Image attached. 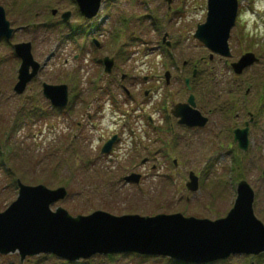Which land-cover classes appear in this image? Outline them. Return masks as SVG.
Here are the masks:
<instances>
[{"label":"rangeland","instance_id":"1","mask_svg":"<svg viewBox=\"0 0 264 264\" xmlns=\"http://www.w3.org/2000/svg\"><path fill=\"white\" fill-rule=\"evenodd\" d=\"M0 4L15 29L13 39H0V211L16 199L14 180L20 179L65 187L66 198L52 208L62 206L74 216L102 210L216 220L233 208L244 180L264 223V0H239L227 59L193 36L207 19V0H173L171 9L165 0H105L91 19L74 0ZM54 9L70 11V22H60ZM18 42H30L34 59L43 64L21 95L13 92L21 64L14 51ZM249 51L258 60L233 71L231 63ZM105 57L114 59L109 75ZM42 83L68 85L64 109L43 96ZM190 94L209 118L203 128H188L171 114ZM236 129L248 133L235 136ZM114 135L118 141L102 153ZM239 139L248 141L247 151ZM190 172L199 180L194 192L187 189ZM131 173L142 175L139 184H125ZM251 255L214 264H264V253ZM20 260L18 252L0 254V264H173L134 254Z\"/></svg>","mask_w":264,"mask_h":264},{"label":"water","instance_id":"2","mask_svg":"<svg viewBox=\"0 0 264 264\" xmlns=\"http://www.w3.org/2000/svg\"><path fill=\"white\" fill-rule=\"evenodd\" d=\"M75 1L85 8L84 15L91 18L97 14L102 0ZM166 1L170 4L172 0ZM207 6V19L197 26L194 37L212 52L229 58L232 54L228 41L235 24L238 0H208ZM69 16V12L64 13L63 20L67 21ZM13 33L14 29L0 4V39L10 40ZM14 51L21 64L13 91L21 95L43 64L34 59L30 42L16 43ZM256 60L254 53L247 52L231 66L241 73ZM104 65L105 71L110 73L114 59L105 57ZM165 76L168 83L170 72H166ZM186 85L189 89V79ZM42 93L56 107H65L68 103L66 84L43 83ZM171 114L179 124L188 127H204L208 121V117L196 109L193 95H190L187 103L174 105ZM239 131L248 133V129H236L235 136ZM116 140V135L109 139L103 145L102 153L108 154ZM239 140L244 151H247L248 141ZM146 161L144 159L142 163ZM189 176L191 181L187 183V189L197 191L198 177L194 172H190ZM140 178L139 173H131L123 180L126 183H139ZM17 184L16 199L0 212V254L18 252L21 261L27 256L41 253L69 261L96 254L137 253L169 257L188 264H208L236 254L258 255L264 252V223L254 213V192L244 180L238 184V196L233 208L226 217L216 220L186 217L180 213L115 216L102 210L72 216L61 206L54 210L51 207L66 198L68 192L65 187L52 189L44 184L28 185L19 179Z\"/></svg>","mask_w":264,"mask_h":264},{"label":"flooded vegetation","instance_id":"3","mask_svg":"<svg viewBox=\"0 0 264 264\" xmlns=\"http://www.w3.org/2000/svg\"><path fill=\"white\" fill-rule=\"evenodd\" d=\"M68 10H66V11H64V12H67ZM64 12H62V13H59V11L57 10V9H54V11L52 10V14L54 15V16H59V19H60V22H63V23H67V22H64L63 21V13ZM176 119V118H175ZM177 120V119H176ZM253 257V256H252Z\"/></svg>","mask_w":264,"mask_h":264},{"label":"trees","instance_id":"4","mask_svg":"<svg viewBox=\"0 0 264 264\" xmlns=\"http://www.w3.org/2000/svg\"><path fill=\"white\" fill-rule=\"evenodd\" d=\"M14 182L16 183V181L14 180Z\"/></svg>","mask_w":264,"mask_h":264}]
</instances>
